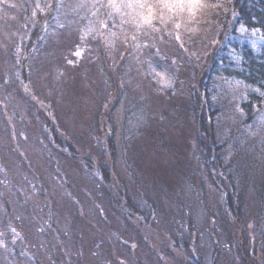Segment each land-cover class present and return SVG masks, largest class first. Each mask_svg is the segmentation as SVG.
<instances>
[{"label": "rangeland", "instance_id": "obj_1", "mask_svg": "<svg viewBox=\"0 0 264 264\" xmlns=\"http://www.w3.org/2000/svg\"><path fill=\"white\" fill-rule=\"evenodd\" d=\"M29 1L0 0V264H264L263 122L237 126L247 90L215 78L210 137L192 95L222 0L151 24L44 0L19 29Z\"/></svg>", "mask_w": 264, "mask_h": 264}, {"label": "trees", "instance_id": "obj_2", "mask_svg": "<svg viewBox=\"0 0 264 264\" xmlns=\"http://www.w3.org/2000/svg\"><path fill=\"white\" fill-rule=\"evenodd\" d=\"M107 1L109 2V0ZM31 2L32 5H26V2L23 10H21V18L18 24L19 29L24 28L22 24L25 25L28 18L32 22L36 19L41 21L44 20V17H51L48 9H42L45 3L44 0H40L42 6L35 7L36 10L33 5L34 0H31ZM31 2L29 1L28 3ZM104 5L105 2L100 5V9L93 8L91 11L88 10L87 17L92 19L98 16L97 14H103L102 17L106 19V23L110 24L111 17L110 14L106 13ZM7 10L12 11L10 8ZM220 10L223 12L222 16L217 20L219 34L225 33L228 30L226 29L228 22L231 24V27L227 31L228 33L225 34V44L217 48L216 54L208 59L210 61L204 62L205 68L200 72L201 75L197 78L198 84L193 89L194 92L192 94L198 103L203 133L206 134L207 131V135L210 137L215 136L216 114H218V110H214L213 108L214 102L210 93V89L216 84L215 78H229L232 83L236 82L247 90L243 99L239 102L238 107L243 116L237 126H245L253 122L257 124V119L259 118H261L260 120L263 122L261 124L264 126V0H222ZM61 19V13L58 11L56 16L53 17L54 22L52 24H61ZM47 22L51 24L50 19ZM51 25L49 29H51ZM36 35L37 29L32 31L31 45ZM184 41L188 46L196 44L190 39H184ZM31 49L33 48L29 50ZM22 77L25 80V76L22 75ZM19 87L22 88L20 82ZM41 110H43L45 115H48L47 110L44 108ZM103 130L107 131L108 129L104 127ZM208 131H210V134H208ZM107 174L105 173L106 176Z\"/></svg>", "mask_w": 264, "mask_h": 264}, {"label": "snow or ice", "instance_id": "obj_3", "mask_svg": "<svg viewBox=\"0 0 264 264\" xmlns=\"http://www.w3.org/2000/svg\"><path fill=\"white\" fill-rule=\"evenodd\" d=\"M200 3V0H155L154 3H149L148 0H130L129 3L117 5L115 0H109V6L119 11L121 6L130 9L138 10L136 15L145 24H151L152 20L156 18L157 13L161 17V22L165 18L166 9L168 12H180L185 8L191 10ZM147 9L145 13L143 10ZM103 23V22H102ZM179 27V25H177ZM79 55V53H77Z\"/></svg>", "mask_w": 264, "mask_h": 264}]
</instances>
